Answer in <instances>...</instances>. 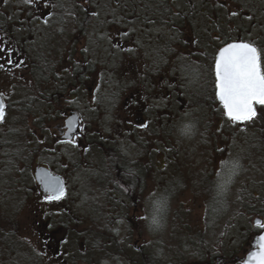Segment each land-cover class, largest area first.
Segmentation results:
<instances>
[{
	"label": "rangeland",
	"instance_id": "rangeland-1",
	"mask_svg": "<svg viewBox=\"0 0 264 264\" xmlns=\"http://www.w3.org/2000/svg\"><path fill=\"white\" fill-rule=\"evenodd\" d=\"M65 1L54 3L55 9L68 8L76 0ZM87 2L89 12L98 13L88 21L85 30L89 45L86 54L94 59L101 61L113 51L110 36L114 35L116 39V31L108 30L107 26L111 24L112 16H119V40L130 46L114 48L117 57L114 55L110 57L112 61L102 62L104 68V65L110 68L113 62L114 69L119 62L120 80L105 74L104 78L111 79L110 82H89L87 99L86 93L80 92L78 99L67 103L75 106L83 116L88 139H79V147L53 143L50 146L38 144V149L34 150L30 147L36 137L34 132L31 133L34 127L32 111H28L24 119L17 118L15 103H9L8 111L15 117H6V122L0 124V186L5 185V179H15L21 174L19 186L25 198L20 199L23 200L20 203L25 202L30 210L35 201L30 195L34 189L32 168L36 162L47 165L64 179L71 209L61 214L56 213L57 209L52 210L50 215L56 224L71 222L73 228L69 239L76 246L73 256L78 258L77 264H139L137 260L144 256L161 259L164 264L188 263L193 261L195 253L204 252L198 240L193 243L191 235L196 233L206 241L207 249L214 247L212 255L244 254L248 241L260 230L253 225L254 219H264V118L240 131L222 115L214 97L212 74L214 53L221 42L213 37L220 35L222 40L229 35L251 38L264 48V0H225L232 10L240 6L241 16L232 20L228 19L227 9L218 6L217 0H167V8L175 11L171 15L176 14L178 8L189 16L195 14L188 30L192 27V35L195 30V36L199 37V43L195 44L199 52L196 53L190 52L193 37L190 31L174 35L168 28L150 26L146 29L142 23L130 20L129 17L136 13L144 14V6L138 5L137 0ZM18 4L24 9L29 8L21 0ZM68 15L71 22L63 32H71L74 39L66 42L62 33L55 38V43L56 47H61L66 42V50L69 49L73 56L80 47L77 36L79 14L71 11ZM104 16L103 21L101 17ZM247 16L253 19L249 21ZM211 17L216 20L214 23L209 19ZM125 32L128 35L125 36ZM39 41L46 42L45 48L53 47V40L51 43L47 38ZM131 63H136L144 73L160 64L168 82H162L158 87V82L127 81ZM142 65L144 69H141ZM71 66L74 69L75 64L72 62ZM0 73V92L14 94L12 86L18 82L8 79L5 82V71L0 69ZM135 92L144 96L143 104L148 109L146 116L151 120L146 133L131 134L126 130L129 127L127 119L135 109L130 96ZM176 96L180 100H176ZM8 123L13 133H9ZM14 127H19L20 131L16 133ZM42 128L44 126L37 129L39 134ZM186 128H190V134H185ZM9 144L12 149H7L5 156L1 150L10 147ZM85 148L88 151H84ZM114 148L117 149L115 152ZM133 159L136 160L134 163ZM123 160L137 168L140 164L144 170L137 189L128 185L120 174L117 178L118 167L111 168V164ZM236 164L239 167H235ZM117 180L124 182H121L123 187ZM114 189L120 195L114 201L120 210L114 220V241L104 250L103 242L99 241L101 238L93 234V237H87L80 227L74 226L83 222L92 224L98 235L101 229L107 232L103 224L114 216L108 208L112 207L113 197L107 192ZM4 190L7 189L1 192ZM128 194H133L134 199ZM133 201L136 202L135 211ZM154 202L160 205L159 227L151 225ZM23 212L24 221L30 222L28 211L24 208ZM141 216L148 219H140Z\"/></svg>",
	"mask_w": 264,
	"mask_h": 264
},
{
	"label": "flooded vegetation",
	"instance_id": "flooded-vegetation-1",
	"mask_svg": "<svg viewBox=\"0 0 264 264\" xmlns=\"http://www.w3.org/2000/svg\"><path fill=\"white\" fill-rule=\"evenodd\" d=\"M18 1L7 0V3H4L3 0H0V46H7L16 49V54L12 57L14 61L18 59L25 61V66H22L21 68H16L14 64L5 65L7 70H4L6 74L4 81L7 82L8 79L9 82H18L15 86H12L14 94H6L4 96L5 98H9L8 100L4 99V102L7 105L6 117L14 116L12 115V112L8 111L10 107L9 103L11 102L15 103L14 113L17 118L24 119V117L27 116L28 111H32L31 116L34 127L32 128L31 133L34 132L36 137L33 141L31 139L32 145L30 147H34V150L35 148L38 149V144L50 146L55 143L63 147H71V144L61 143L60 141L67 139V137L63 135V133L67 131L66 121L68 120L71 111L75 110L79 117V133L76 136L77 143L79 144V139H88L86 138L85 133L86 127L83 125V116H81L75 106L71 107L67 103L78 99L80 92H85L87 99V94L90 93L88 86L89 82H92L93 84L96 82H110L111 79L104 78L105 74L114 75L117 80H120L121 72L119 62L116 63L115 69L112 65L113 62H111L110 68H107V65H104V68V62H102H106L107 60L112 61L110 60V57L113 58L114 55L117 57L118 53L115 54L114 48L119 50L122 47L124 48V46H130L119 40V37L121 36L120 28L117 24L119 16H112L110 21L112 25L110 24L107 26L108 30L116 31V39L114 35L110 36V48L113 49V51L108 53L107 57L100 61L98 58L94 59L86 54L88 53L89 45L85 39V30L87 31L88 29V21L95 18V16L92 15L95 11L91 10V12H89L88 10L90 5L87 4V0H76L70 7H61L59 10H56L55 6L53 8L45 7V3L54 5L58 0H38L39 6L36 4L27 5L24 3V0H21L25 5L29 6L27 9L19 7ZM172 1L173 0H169V2ZM64 2L66 1L64 0ZM165 3H167V1H161L160 7L155 5L153 9L144 6V14L136 13L129 18L136 23H142L141 26H144L146 29L150 28V26H156V28H168L167 30H170L174 35L178 33L184 35V33L189 31L192 35L193 28L191 27L188 30V27L189 22L192 24L195 14L192 13V16H189L184 14L183 10H179L178 8L176 14L168 17L166 15L167 12L173 14L175 11H171L170 9L166 11ZM8 4L10 6H8ZM71 11L79 14V17L77 18L79 24L77 36L80 38V47L78 51L72 53L73 56H71L69 49L66 50V42L70 43L74 37L69 31L63 32L71 22L70 15H68ZM55 12L60 14H56ZM190 17L191 19H189ZM101 18L104 21L106 16ZM44 19H48L49 22L47 24L43 23ZM209 19H212L211 21H213V23L216 21L214 17ZM31 31H36L35 33L37 36H34L35 33L31 34ZM62 33L67 39L65 46L56 47L55 38ZM194 33L195 34L194 36L192 35L193 37L191 40V53L194 51L195 53L199 52V50L195 48L196 43H192L193 40H199V37L195 36V30ZM40 35H42L41 38ZM42 38H47L48 43H51L53 40V43H51L53 47L45 48L44 46L46 45V42L42 41L40 43L39 41L40 39L42 40ZM57 43L60 44L61 41H58ZM115 45H119V47H116ZM211 48L215 50L216 46H211ZM84 49H87V51H84ZM158 59L159 55H157V62ZM72 62L75 64L74 69H72L71 66ZM99 62L101 63L99 64ZM141 69H144V65L141 66ZM165 72V70H162L160 64H158L156 68H154V66L151 67L150 71L147 70V72L144 73L139 69L136 63H131L127 81L158 82L156 85L159 87L162 82H168L166 75H164ZM161 92L163 93V91ZM91 97L92 96L90 95L89 98ZM130 98L131 101H133L135 109H132L133 112L127 119L129 127H127L126 130L131 134H135L136 132L146 133L145 131L148 128L141 129L136 127V125L142 122H147L149 124L151 121L148 115L146 116V114H148V109H146V106L143 104L145 98L138 92H135L134 94L132 93ZM176 100H180V97L176 96ZM44 118H47V120ZM43 126L44 129L42 128V133L39 134L37 129ZM8 129L9 133H13L10 124ZM14 130L17 133L20 131V128L18 127L15 129L14 127ZM104 142V145H110ZM9 148L10 150L12 149L11 145L10 147H4L1 152L6 156V150ZM116 150L117 149L114 148L113 152ZM15 159H18V152H16ZM118 160H116L117 163ZM134 160L135 159H133V163ZM123 162H126V160H123ZM133 163H131V165L133 166L134 172L137 171L138 175L143 176L144 170L142 166L138 164L139 166L137 168ZM111 165V168L118 167L117 178L120 177L119 164ZM36 167H45L53 175H56L47 165L36 162L32 171ZM163 169L164 167L162 170ZM59 177L64 181L61 176ZM32 180L34 189L31 191L30 197L34 198L35 201L30 210L26 207L25 202H22V204L20 203V201H23L20 199L25 198L22 196L24 193L21 192L22 190L19 186L21 183V174H17L15 179H5V185L3 187L0 186V264H60L62 261L64 264H77L78 258H74L76 256H73L76 246L72 244L69 239L71 229L73 228L71 222L56 224L53 222L55 218H51L50 215L53 213L52 210L57 209L58 211H56V213L61 214L65 213L64 211L69 208L71 209L66 198L67 189L64 199L48 202L45 200L48 193L41 190L39 183L33 177ZM64 183L66 186L65 181ZM4 188L7 190L1 192ZM107 195L113 197L112 207L108 205V208L111 209L114 216L107 218L106 224H103L107 232H99L102 237H105V239L101 238L99 240L100 242H103L102 248L104 250L109 243L114 241L112 237L114 220L116 217L115 215H118L120 210L119 205L115 206L114 202L116 198L120 196L118 191L116 189L111 190L107 192ZM128 197L134 199L135 196L133 194H128ZM132 205L134 208L133 211H135L137 209L136 202L133 201ZM24 208L30 215V218H28L30 219V222L24 221ZM260 220L264 223L262 217H260ZM49 225H51V227H48ZM74 227L77 229L80 227L79 230L83 231L85 236L92 237V224L82 222L81 224H76ZM263 230L264 229H260L256 232V235L262 233ZM64 240H66L67 243H63ZM195 241L197 240H194L193 243ZM135 249L137 250V247H135ZM140 253V256L143 257L142 252ZM242 257L243 254H233L227 257L226 254L212 255V253L208 252H198L194 254L193 261L188 263L182 261L177 264H241L240 259Z\"/></svg>",
	"mask_w": 264,
	"mask_h": 264
},
{
	"label": "snow or ice",
	"instance_id": "snow-or-ice-1",
	"mask_svg": "<svg viewBox=\"0 0 264 264\" xmlns=\"http://www.w3.org/2000/svg\"><path fill=\"white\" fill-rule=\"evenodd\" d=\"M3 2L7 3V0H3ZM24 3L39 6L38 0H24ZM217 4L220 8L227 9L229 20L241 16L239 5L236 10H232L225 0H217ZM45 7H54V5L45 3ZM92 15L97 16L98 13L93 12ZM246 19L251 21L253 17L247 16ZM48 22V19L43 20L45 24ZM124 35L126 36L128 33L125 32ZM213 39L221 42L217 47L212 64L215 100L219 102L222 115L226 120L239 127L240 131H244L248 124L254 123L259 118H264V48L259 47L251 38L245 39L240 36L229 35L222 40L221 36L217 35ZM192 43H199V41L193 40ZM115 46L119 47V45ZM15 54L16 49L0 46V69L7 70L6 64H14L16 68L25 66L24 60L14 61L12 59ZM4 96L5 94L0 92V123L6 122L7 105L4 102ZM69 103L72 102L69 101ZM74 123L78 124L74 118H69L66 121L67 131L63 135L67 139L60 142L79 147L76 140V129L73 127ZM136 127L147 129L149 124L142 122ZM185 134H190V128L185 129ZM84 151H88V149L85 148ZM235 167H239V165L236 164ZM125 175L130 179H135L136 176L133 169H129ZM117 183L123 187L120 180H117ZM39 184L48 193L45 197L48 202L60 201L66 196L65 183L59 177L44 173L39 178ZM154 204L156 207L151 218V225L159 227L157 214L160 211V205L156 202ZM140 219H148V217L141 216ZM256 226L264 229V223L259 220L256 221ZM63 243H67V241L64 240ZM252 247L254 250L248 252L247 259L242 261V264H264V234L256 237Z\"/></svg>",
	"mask_w": 264,
	"mask_h": 264
},
{
	"label": "trees",
	"instance_id": "trees-1",
	"mask_svg": "<svg viewBox=\"0 0 264 264\" xmlns=\"http://www.w3.org/2000/svg\"><path fill=\"white\" fill-rule=\"evenodd\" d=\"M161 1H167V0H137V4L138 5H142V6H145L146 8L147 7H150V8H152L153 9V7L155 6V5H157V7H160V2ZM134 4H136V3H134ZM133 4V5H134ZM165 5V7H163V8H165V10L166 11H168V8H167V3H165L164 4ZM144 7V8H145ZM164 12V11H163ZM148 13V12H147ZM166 15L168 16V17H170V12H167L166 13ZM122 161V160H121ZM119 169H120V175H121V177H122V179L128 184V185H130L131 187H135V189H137L138 188V184H139V181L141 180V178H142V176H140V175H138V172L136 171L135 172V174H136V176H135V179H130V178H128L126 175H125V173H127V171L129 170V169H133V166L132 165H129V164H127L126 162H121V163H119ZM93 231V235H96V236H98V238H102V239H105V237H102L101 235H100V233H99V235H98V232L97 231H95L94 229L92 230ZM102 231V229L101 230H99V232H101ZM96 232V233H95ZM104 232V231H103ZM193 238H194V240H198L197 242H198V244H199V246L200 247H202L203 249H204V252H208V253H211V252H213V248L214 247H212V248H210L209 247V249H207L206 248V246H207V243H206V241L202 238V236H201V234L200 233H196V234H194V235H191ZM93 237V236H92ZM190 237V236H189ZM100 240V239H99ZM190 240V239H189ZM202 253V252H201ZM143 255V254H142ZM145 258H143L142 260H137V263H139V264H164V263H162L161 262V259H153V258H149V257H147L146 258V256H144Z\"/></svg>",
	"mask_w": 264,
	"mask_h": 264
},
{
	"label": "water",
	"instance_id": "water-1",
	"mask_svg": "<svg viewBox=\"0 0 264 264\" xmlns=\"http://www.w3.org/2000/svg\"><path fill=\"white\" fill-rule=\"evenodd\" d=\"M218 103H219V102H218ZM69 118H74L75 121H78V115H77V113H76L75 111L71 112V116H70ZM69 118H68V119H69ZM78 125H79V124H77V123H74V125H73V127L76 129V133H77V131H78ZM44 173H48V174H50V173H49L46 169H44V168H38V169L35 171V178H36V180H37L38 182H39V178H40V176L43 175ZM50 175H51V174H50ZM257 220L261 221L259 218H256V219H254V221H253V225H256V221H257ZM261 234H264V230L262 231V233L255 235L254 237H252V238L248 241V243H247V250L244 252L243 257L240 259V263H241V264H242V261H244V260L247 259L248 252L254 250L253 247H252V245L255 244L256 237H257L258 235H261Z\"/></svg>",
	"mask_w": 264,
	"mask_h": 264
}]
</instances>
